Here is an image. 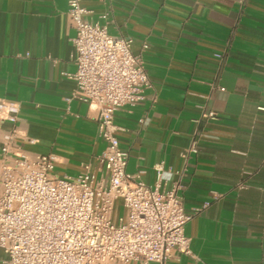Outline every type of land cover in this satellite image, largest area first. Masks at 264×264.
Wrapping results in <instances>:
<instances>
[{"label": "crops", "instance_id": "0c3cea01", "mask_svg": "<svg viewBox=\"0 0 264 264\" xmlns=\"http://www.w3.org/2000/svg\"><path fill=\"white\" fill-rule=\"evenodd\" d=\"M82 6L90 22L133 40L152 84L114 123L127 173L152 187L163 167V189H177L193 216L185 226L192 256L167 264H264V0ZM67 11L68 0H0V100L19 106L16 146L30 157L52 155L59 177L96 166L105 148L97 109L72 99ZM12 128L0 121V145Z\"/></svg>", "mask_w": 264, "mask_h": 264}, {"label": "built area", "instance_id": "2783aa9c", "mask_svg": "<svg viewBox=\"0 0 264 264\" xmlns=\"http://www.w3.org/2000/svg\"><path fill=\"white\" fill-rule=\"evenodd\" d=\"M89 14L82 0H68L75 31L72 99L97 109L104 151L96 166L59 177L52 155L30 157L16 146L19 106L0 100V121L13 124L0 145V264H167L193 254L185 236L193 216L177 189H163V167H156L152 187L128 174L117 137L115 114L137 106L152 87L143 60L132 53V39L110 35L107 24L90 22Z\"/></svg>", "mask_w": 264, "mask_h": 264}, {"label": "rangeland", "instance_id": "374dc122", "mask_svg": "<svg viewBox=\"0 0 264 264\" xmlns=\"http://www.w3.org/2000/svg\"><path fill=\"white\" fill-rule=\"evenodd\" d=\"M120 204V203H119ZM120 216H123V209L122 206H120Z\"/></svg>", "mask_w": 264, "mask_h": 264}]
</instances>
